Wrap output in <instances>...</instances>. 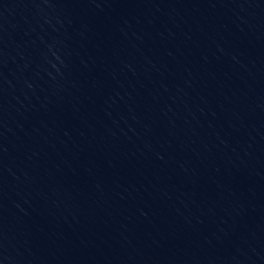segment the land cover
I'll return each mask as SVG.
<instances>
[{
	"label": "water",
	"instance_id": "obj_1",
	"mask_svg": "<svg viewBox=\"0 0 264 264\" xmlns=\"http://www.w3.org/2000/svg\"><path fill=\"white\" fill-rule=\"evenodd\" d=\"M0 264H264V0H0Z\"/></svg>",
	"mask_w": 264,
	"mask_h": 264
}]
</instances>
